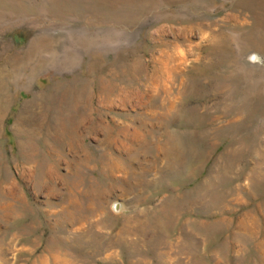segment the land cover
I'll list each match as a JSON object with an SVG mask.
<instances>
[{
	"label": "rangeland",
	"instance_id": "obj_1",
	"mask_svg": "<svg viewBox=\"0 0 264 264\" xmlns=\"http://www.w3.org/2000/svg\"><path fill=\"white\" fill-rule=\"evenodd\" d=\"M0 264H264V0H0Z\"/></svg>",
	"mask_w": 264,
	"mask_h": 264
},
{
	"label": "clouds",
	"instance_id": "obj_2",
	"mask_svg": "<svg viewBox=\"0 0 264 264\" xmlns=\"http://www.w3.org/2000/svg\"><path fill=\"white\" fill-rule=\"evenodd\" d=\"M252 59H254V60H255V59H258V58H257V57H255V56H253V57H252Z\"/></svg>",
	"mask_w": 264,
	"mask_h": 264
}]
</instances>
